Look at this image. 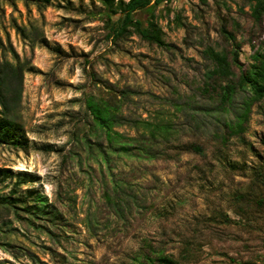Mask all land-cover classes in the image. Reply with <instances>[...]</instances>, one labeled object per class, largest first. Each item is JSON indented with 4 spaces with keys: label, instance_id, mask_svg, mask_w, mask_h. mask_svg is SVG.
<instances>
[{
    "label": "rangeland",
    "instance_id": "1",
    "mask_svg": "<svg viewBox=\"0 0 264 264\" xmlns=\"http://www.w3.org/2000/svg\"><path fill=\"white\" fill-rule=\"evenodd\" d=\"M52 1L39 12L0 0V59H13L10 42L32 67L18 108L28 148L0 145V168L12 171L0 179V199L13 189L16 196L38 191L57 216L29 220L0 204V264H138L149 248L178 258L185 243L196 253L190 264L263 263L264 211L242 220L234 199L264 162V98L251 105L244 132L221 142V121L234 114L216 111L201 87L210 66L203 50L225 45L221 25L236 32L245 65L264 45V19L255 23L243 0H171L155 11L169 45L159 47L133 32L109 40L99 0ZM13 20L36 26L50 48L31 47ZM108 88L129 119L115 130L136 137L130 121L138 119L174 127L159 143L166 155H114L111 171L90 156L84 137L102 136L85 97ZM193 140L204 144L203 155L185 149Z\"/></svg>",
    "mask_w": 264,
    "mask_h": 264
},
{
    "label": "trees",
    "instance_id": "2",
    "mask_svg": "<svg viewBox=\"0 0 264 264\" xmlns=\"http://www.w3.org/2000/svg\"><path fill=\"white\" fill-rule=\"evenodd\" d=\"M28 8L33 5L39 12L48 6L53 5L52 0H21ZM105 7V13L100 15L106 28V37L116 41L130 32L135 33L141 39L159 47H167L168 43L164 38V31L157 20L156 9L171 0H99ZM248 5L250 16L255 23H261L264 19V0H243ZM13 4V3H12ZM178 19V16H177ZM181 24V23H180ZM12 27L31 47L36 44L50 48L45 37L33 24L19 25L15 20ZM220 33L224 38L225 45L220 49L207 46L203 50V56L208 60L210 66L205 75L201 91L207 94L213 103L215 110L219 113L232 112V120H222L221 125L225 128L220 136L221 142L231 136L244 132L251 105L264 98V45L258 46L249 55V62L243 65L239 60L241 41L238 40L236 32L228 29L223 23ZM0 47L6 51L0 39ZM9 53L13 59H0V145H8L14 149L26 151L28 140L24 135L23 124L18 114L23 93L24 73L31 71L27 61H21L11 43H8ZM85 63H89L84 59ZM235 68L238 71H235ZM85 72L89 76L94 75L91 71ZM247 92V93H246ZM105 95L88 94L85 97V105L91 114L92 122L96 127V135L102 136L91 143L89 137H84L90 156L107 165L111 171L110 160L114 155L133 156L138 158H154L159 155H166V151L160 149L159 143L168 142L175 132L169 122H151L147 120H131L136 127L138 136L129 137L114 129L129 119L125 117L120 109L121 101L115 93L108 88ZM124 94V93H123ZM243 94L241 102L236 105V96ZM125 95V94H124ZM199 155L205 153L204 144L198 140L190 141L185 145ZM168 154V153H167ZM28 176L27 181L33 180V175L21 173ZM12 176L10 169L0 168V179ZM21 181L20 183L25 182ZM19 185V184H17ZM121 188V184H115ZM116 189V188H115ZM117 190V189H116ZM117 202V201H115ZM0 204L9 209H20L29 218L45 216L46 219L54 222L57 218L53 210L46 208L47 198L38 191L28 190L24 196H16L15 189L10 194L0 199ZM234 211L242 220H248L250 215L264 211V162L253 168L250 184L243 193H237L234 199ZM16 214L19 213L16 211ZM223 222L229 223L231 219L225 217ZM196 256L193 248L185 243L182 245L179 257L165 254L162 250H152L148 253H141L138 257V264H190ZM255 264V263H246ZM261 264H264L261 263Z\"/></svg>",
    "mask_w": 264,
    "mask_h": 264
}]
</instances>
